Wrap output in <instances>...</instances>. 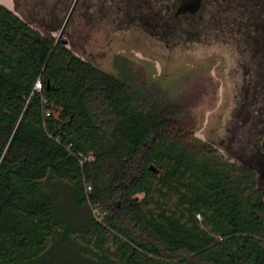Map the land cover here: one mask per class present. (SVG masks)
<instances>
[{
	"label": "trees",
	"instance_id": "16d2710c",
	"mask_svg": "<svg viewBox=\"0 0 264 264\" xmlns=\"http://www.w3.org/2000/svg\"><path fill=\"white\" fill-rule=\"evenodd\" d=\"M179 1L111 3L155 30ZM222 1L264 77V0ZM71 6L46 33L0 2V264H264L257 168L196 137L193 100L140 64L103 70L52 34Z\"/></svg>",
	"mask_w": 264,
	"mask_h": 264
},
{
	"label": "rangeland",
	"instance_id": "374dc122",
	"mask_svg": "<svg viewBox=\"0 0 264 264\" xmlns=\"http://www.w3.org/2000/svg\"><path fill=\"white\" fill-rule=\"evenodd\" d=\"M175 1L161 0L165 13ZM0 2L46 33H51L53 15L63 14L72 2L68 18L52 34L62 31L74 52L112 73L118 72L115 56L124 55L172 98L192 99L196 137L212 143L224 158L253 164L264 185V151L253 146L264 137V77L247 50L245 34L214 14L222 0H208L203 9L182 13L176 22L164 13L155 30L137 22L133 11H119L111 0Z\"/></svg>",
	"mask_w": 264,
	"mask_h": 264
},
{
	"label": "water",
	"instance_id": "95a60500",
	"mask_svg": "<svg viewBox=\"0 0 264 264\" xmlns=\"http://www.w3.org/2000/svg\"><path fill=\"white\" fill-rule=\"evenodd\" d=\"M204 0H180L176 9V15L190 12L196 13L202 6ZM261 148L264 151V137L262 140Z\"/></svg>",
	"mask_w": 264,
	"mask_h": 264
},
{
	"label": "built area",
	"instance_id": "2783aa9c",
	"mask_svg": "<svg viewBox=\"0 0 264 264\" xmlns=\"http://www.w3.org/2000/svg\"><path fill=\"white\" fill-rule=\"evenodd\" d=\"M41 87H42V83H41V81H38L37 84H36V88H37L38 90H40ZM88 188H91V186H89Z\"/></svg>",
	"mask_w": 264,
	"mask_h": 264
}]
</instances>
